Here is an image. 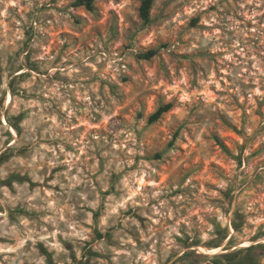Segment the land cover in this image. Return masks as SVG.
Returning <instances> with one entry per match:
<instances>
[{
    "label": "rangeland",
    "instance_id": "obj_1",
    "mask_svg": "<svg viewBox=\"0 0 264 264\" xmlns=\"http://www.w3.org/2000/svg\"><path fill=\"white\" fill-rule=\"evenodd\" d=\"M76 1L0 0V264H264V0Z\"/></svg>",
    "mask_w": 264,
    "mask_h": 264
},
{
    "label": "trees",
    "instance_id": "obj_2",
    "mask_svg": "<svg viewBox=\"0 0 264 264\" xmlns=\"http://www.w3.org/2000/svg\"><path fill=\"white\" fill-rule=\"evenodd\" d=\"M96 0H77L76 4L77 5H84L88 9H93L94 7V2ZM155 0H142L141 5H140V16L143 19L145 23H150L151 22V10L153 7ZM157 54V50L151 49L145 53H142L141 56L146 59H151L153 56ZM172 108V104H165L160 106L151 116H150V121L154 122L159 120L163 114L168 112Z\"/></svg>",
    "mask_w": 264,
    "mask_h": 264
}]
</instances>
